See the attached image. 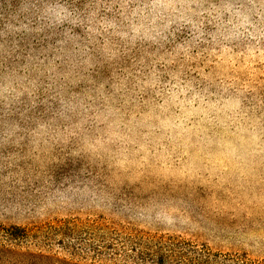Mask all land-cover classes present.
Segmentation results:
<instances>
[{
	"label": "rangeland",
	"instance_id": "374dc122",
	"mask_svg": "<svg viewBox=\"0 0 264 264\" xmlns=\"http://www.w3.org/2000/svg\"><path fill=\"white\" fill-rule=\"evenodd\" d=\"M12 227L80 262L139 237L264 264V0H0Z\"/></svg>",
	"mask_w": 264,
	"mask_h": 264
},
{
	"label": "trees",
	"instance_id": "16d2710c",
	"mask_svg": "<svg viewBox=\"0 0 264 264\" xmlns=\"http://www.w3.org/2000/svg\"><path fill=\"white\" fill-rule=\"evenodd\" d=\"M30 239L31 235L22 228H0V264H102L99 261L103 258L106 261L104 264H253L238 257L213 254L205 247L174 239L142 240L139 237H127L125 246L120 244L122 248L127 245V251L121 248L115 250L114 243L104 246L111 251L110 254L94 248L93 259H98V262L87 263L34 251L29 247ZM25 241L26 251L17 250Z\"/></svg>",
	"mask_w": 264,
	"mask_h": 264
}]
</instances>
